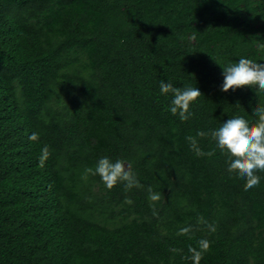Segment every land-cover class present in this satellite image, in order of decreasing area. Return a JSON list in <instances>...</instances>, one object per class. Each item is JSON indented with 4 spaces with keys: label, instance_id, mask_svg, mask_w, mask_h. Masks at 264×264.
I'll return each mask as SVG.
<instances>
[{
    "label": "trees",
    "instance_id": "1",
    "mask_svg": "<svg viewBox=\"0 0 264 264\" xmlns=\"http://www.w3.org/2000/svg\"><path fill=\"white\" fill-rule=\"evenodd\" d=\"M261 44L264 0H0V264H264V172L245 190L185 139L257 119L264 93L221 91V67ZM161 81L201 91L188 120ZM105 156L141 187L86 173Z\"/></svg>",
    "mask_w": 264,
    "mask_h": 264
},
{
    "label": "clouds",
    "instance_id": "2",
    "mask_svg": "<svg viewBox=\"0 0 264 264\" xmlns=\"http://www.w3.org/2000/svg\"><path fill=\"white\" fill-rule=\"evenodd\" d=\"M260 48L264 49V44H261ZM258 61H264V57L260 60L240 57L238 61L221 67L223 76L221 91H235L238 88L248 87L264 93V63ZM159 88L161 94H171L172 98L167 110L174 116L178 115L181 121H186L193 115L190 106L202 95L196 86L181 88L174 86L171 82L161 81ZM252 112L257 119L250 120L239 113H234L218 127L208 132L197 131L195 137L191 135L185 137L190 149L198 157L211 156L218 149L225 156L227 171L235 173L245 181V190L258 186L261 177L257 173L264 172V106H256ZM206 136H210L215 142V148L208 152H204L199 147L197 140V137ZM37 137V133H32L29 139L35 140ZM42 152L41 164L48 155L47 146L42 149ZM85 171L88 174L98 175L108 189H112L120 182L124 183L125 190L141 187L136 174L132 171L131 163L122 159L112 161L109 157H101L96 162L94 169L87 168ZM148 192L152 200L159 199L151 186H149ZM198 222L206 223L203 217H200ZM209 227L211 228V226ZM190 231H192L191 226L183 227L179 230L178 235H186ZM199 244L204 250L209 247L206 240L199 241ZM189 251L193 253L190 258L194 260V264H199V255L194 249L190 248Z\"/></svg>",
    "mask_w": 264,
    "mask_h": 264
}]
</instances>
